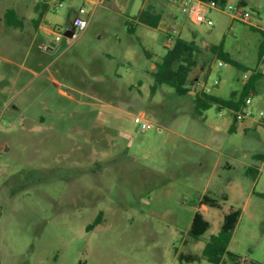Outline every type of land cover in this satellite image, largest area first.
I'll list each match as a JSON object with an SVG mask.
<instances>
[{
  "label": "rangeland",
  "instance_id": "1",
  "mask_svg": "<svg viewBox=\"0 0 264 264\" xmlns=\"http://www.w3.org/2000/svg\"><path fill=\"white\" fill-rule=\"evenodd\" d=\"M81 6L88 26L70 40ZM147 6L162 14L157 27L135 20ZM242 7L249 20L212 8L208 25L171 0H0V264H215L202 250L232 208L241 212L219 264H264V124L248 125L264 111V0ZM177 36L221 45L236 62L209 48L192 70L216 96L262 74L252 115L233 130L230 108L195 110L193 87L151 92ZM138 113L153 126L141 131ZM203 194L221 207L199 204ZM197 210L210 227L194 239Z\"/></svg>",
  "mask_w": 264,
  "mask_h": 264
},
{
  "label": "trees",
  "instance_id": "2",
  "mask_svg": "<svg viewBox=\"0 0 264 264\" xmlns=\"http://www.w3.org/2000/svg\"><path fill=\"white\" fill-rule=\"evenodd\" d=\"M212 1V0H204ZM216 1L220 6H224L227 0H213ZM240 5H245L244 0L239 1ZM4 19L7 25L18 27L20 20L16 17V11L8 9L5 12ZM162 19L160 12L154 11L150 6L142 8L135 17L136 22L143 23L151 27H157ZM130 32H133V27L128 28ZM261 47V53L263 51ZM144 50V49H143ZM211 51H217L228 63L236 64L229 55L222 51L221 45L210 47ZM208 50L196 42L194 39L187 40L181 36H177L171 46H169L165 54L161 59L155 63L153 69V76L155 82L151 86V92L154 93L159 84H167L180 94H184L191 90L192 84L195 81V77H191L192 70L198 65H202L208 59ZM146 56H150V53L144 50ZM207 55V56H206ZM262 57V55H261ZM261 73L255 72L251 74L238 93L232 91L230 97L221 98L212 94L210 91L205 89L195 90L193 95V103L195 110L201 112L209 108L212 104H217L219 107H228L234 112L233 123L230 130H233L234 123L237 121L236 114L245 106V99L250 95L251 91L255 88V82L261 77ZM261 122L264 124V118ZM259 196L264 197V192H259ZM223 199H227L224 195ZM199 204H205L209 207L220 208L221 203L219 200L209 194H203L199 199ZM240 209H230L224 213L222 223L217 233L211 234L208 241L204 244L202 254L206 259L212 263L219 264L222 262L224 255L227 253V246L230 242L233 229L240 216ZM101 219V213H98L94 223L90 225L93 227L99 223ZM210 222L203 216L200 211H196L193 215L189 234L194 238L198 239L208 228ZM179 259L181 261H191L198 259L195 254H180Z\"/></svg>",
  "mask_w": 264,
  "mask_h": 264
},
{
  "label": "built area",
  "instance_id": "3",
  "mask_svg": "<svg viewBox=\"0 0 264 264\" xmlns=\"http://www.w3.org/2000/svg\"><path fill=\"white\" fill-rule=\"evenodd\" d=\"M54 7L55 8H59L63 5V0H51ZM83 1H87V2H91L94 5H97L101 2V0H83ZM172 2H174L175 4H177V6L179 7L180 10L182 11H188L191 18L194 21L197 22H203L206 23L208 25H212L213 24V20L211 19V17L208 16V12L212 9V8H219L221 10H229L232 12L231 16L232 18H238L244 21H247L250 19V13L248 11H246L245 9H243L242 5L238 4L236 6H226V4L224 6H220L216 1H204V0H171ZM86 11L84 9L83 6L79 7V12L77 15H75L72 18V21L70 23V26L68 28H73L74 31L71 34V36H67L68 39L73 40L75 39L80 33L84 32L85 28L88 25L89 19L85 15ZM91 16V14H90ZM67 28V29H68ZM55 41H59L61 40V35L60 34H56L55 35ZM261 62L264 64V55H262L261 57ZM218 64L221 65V61H218ZM255 72L250 71L248 73L244 74L245 78H248L251 74H253ZM215 84H217V80L214 81ZM200 85L199 87L202 89H205V87L202 85V82L199 79H195V81L192 84V87L194 89L198 88L197 85ZM198 90V89H196ZM207 90V89H205ZM250 103H251V98L250 96H247L245 99V106L243 107L242 110H240L239 112H237L236 114V118L237 121H241L244 120L246 117L251 116L252 115V110L250 108ZM259 116L260 118H264V111H259ZM134 121L139 123L140 125V130L144 131L147 130L149 128H151L153 126V124L144 118L143 113H138L134 115Z\"/></svg>",
  "mask_w": 264,
  "mask_h": 264
},
{
  "label": "water",
  "instance_id": "4",
  "mask_svg": "<svg viewBox=\"0 0 264 264\" xmlns=\"http://www.w3.org/2000/svg\"><path fill=\"white\" fill-rule=\"evenodd\" d=\"M73 31H74L73 28H68V29L65 30L64 35L65 36H71V34L73 33ZM202 46L205 47L206 49H209L211 47V45H208L205 42H204V44Z\"/></svg>",
  "mask_w": 264,
  "mask_h": 264
},
{
  "label": "crops",
  "instance_id": "5",
  "mask_svg": "<svg viewBox=\"0 0 264 264\" xmlns=\"http://www.w3.org/2000/svg\"><path fill=\"white\" fill-rule=\"evenodd\" d=\"M245 1V0H244ZM163 18V17H162ZM162 20V19H161ZM160 23H161V21H160ZM159 23V24H160ZM40 26V25H39ZM88 26V25H87ZM87 28V27H86ZM86 28H85V30H86ZM84 30V31H85ZM250 123H248V125H249V127L250 126H252V127H254L255 128V130L258 128V127H260L261 126V124L260 123H262V122H260V121H249ZM253 122V123H252ZM263 124V123H262Z\"/></svg>",
  "mask_w": 264,
  "mask_h": 264
}]
</instances>
